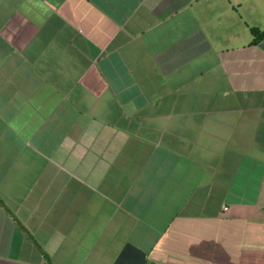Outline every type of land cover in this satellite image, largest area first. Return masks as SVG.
Here are the masks:
<instances>
[{
    "label": "crops",
    "instance_id": "1",
    "mask_svg": "<svg viewBox=\"0 0 264 264\" xmlns=\"http://www.w3.org/2000/svg\"><path fill=\"white\" fill-rule=\"evenodd\" d=\"M126 243L264 264V0H0V264Z\"/></svg>",
    "mask_w": 264,
    "mask_h": 264
},
{
    "label": "water",
    "instance_id": "2",
    "mask_svg": "<svg viewBox=\"0 0 264 264\" xmlns=\"http://www.w3.org/2000/svg\"><path fill=\"white\" fill-rule=\"evenodd\" d=\"M146 254L144 251L131 243H126L114 264H144Z\"/></svg>",
    "mask_w": 264,
    "mask_h": 264
},
{
    "label": "trees",
    "instance_id": "3",
    "mask_svg": "<svg viewBox=\"0 0 264 264\" xmlns=\"http://www.w3.org/2000/svg\"><path fill=\"white\" fill-rule=\"evenodd\" d=\"M253 33L255 34L254 38L252 39L251 43H256L260 37H261V34L263 33V31H258L256 29H252Z\"/></svg>",
    "mask_w": 264,
    "mask_h": 264
}]
</instances>
